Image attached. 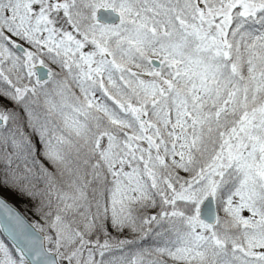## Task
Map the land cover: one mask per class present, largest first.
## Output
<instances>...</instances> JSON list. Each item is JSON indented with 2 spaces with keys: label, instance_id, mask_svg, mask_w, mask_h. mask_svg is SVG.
Masks as SVG:
<instances>
[{
  "label": "snow or ice",
  "instance_id": "6c2138e0",
  "mask_svg": "<svg viewBox=\"0 0 264 264\" xmlns=\"http://www.w3.org/2000/svg\"><path fill=\"white\" fill-rule=\"evenodd\" d=\"M0 264H264V0H0Z\"/></svg>",
  "mask_w": 264,
  "mask_h": 264
},
{
  "label": "trees",
  "instance_id": "16d2710c",
  "mask_svg": "<svg viewBox=\"0 0 264 264\" xmlns=\"http://www.w3.org/2000/svg\"><path fill=\"white\" fill-rule=\"evenodd\" d=\"M6 198L9 200L10 203L14 204L21 212L24 211V208L21 206L22 202L19 201L17 198H15V200H13V199H11L10 195H7V194H6Z\"/></svg>",
  "mask_w": 264,
  "mask_h": 264
},
{
  "label": "rangeland",
  "instance_id": "374dc122",
  "mask_svg": "<svg viewBox=\"0 0 264 264\" xmlns=\"http://www.w3.org/2000/svg\"><path fill=\"white\" fill-rule=\"evenodd\" d=\"M11 197V199H13V200H15V197H13V196H10ZM15 202V201H14ZM19 205V204H18Z\"/></svg>",
  "mask_w": 264,
  "mask_h": 264
}]
</instances>
